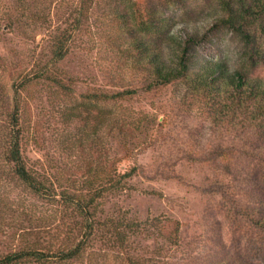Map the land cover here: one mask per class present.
<instances>
[{
    "label": "rangeland",
    "instance_id": "374dc122",
    "mask_svg": "<svg viewBox=\"0 0 264 264\" xmlns=\"http://www.w3.org/2000/svg\"><path fill=\"white\" fill-rule=\"evenodd\" d=\"M225 1L0 0V200L11 227L0 233V255L21 240L57 246L82 241L85 222L65 197L85 192L90 167L99 163L121 174L137 168L135 177L121 181L124 189L97 201L103 218L181 224L179 245L163 238L173 224L160 230L154 222L133 239L132 254L169 264H264V97L261 110L248 94L244 105L227 110L226 98H236L220 93L211 99L193 83L202 64L222 62L264 92V61L255 54L264 48V32L254 29L252 44L218 24ZM150 19L165 21L167 58L174 54L172 37L197 31L203 36L193 50L199 66L188 82L153 93L143 91L146 69L136 64L134 50L139 42L162 43V36L143 31L141 22ZM59 33L74 34L58 65L71 89L39 83L21 97V116L30 122L23 156L32 172L54 186L57 196L48 199L13 177L2 159V142L15 91L27 74L52 60V39ZM127 88L138 95L104 110L101 125L100 107L88 96ZM116 114L133 121L150 115L147 120L160 128L141 135L127 151L112 129ZM93 246L105 262L119 264L120 252L97 241Z\"/></svg>",
    "mask_w": 264,
    "mask_h": 264
},
{
    "label": "trees",
    "instance_id": "16d2710c",
    "mask_svg": "<svg viewBox=\"0 0 264 264\" xmlns=\"http://www.w3.org/2000/svg\"><path fill=\"white\" fill-rule=\"evenodd\" d=\"M89 0H81V4ZM92 1V0H90ZM224 16L219 18L218 24L229 27L241 34L245 40L254 43L255 31L260 29L264 32V0H226L223 6ZM31 16V15H30ZM38 17V16H37ZM35 15L30 18L34 20ZM143 31L147 34H158L162 36V43L147 41L139 42L134 50L138 54L139 65L145 67V84L143 91L147 93L157 92L166 89L176 83L188 82L199 66L198 56L193 52L194 47L203 41V36L197 31L194 34H188L182 38H171L173 45V56L167 54L162 44L165 43V37L169 34L165 21H155L150 19L141 22ZM71 36H65L62 33L56 34L52 39V60L49 63L41 64L38 68L27 74L22 80V88L15 91L13 99V114L10 121V128L7 136L3 139L2 159L5 163L11 165L13 177L17 178L36 196L52 199L57 196L54 186L48 184L46 179L36 172H32L27 166V162L22 152V140L27 132L30 122L21 116L24 105L23 91H31V88L42 83L51 85L58 89L69 91V86L65 85L61 78L58 65L70 52V45L73 42ZM256 51V50H255ZM256 56L264 61V48L258 49ZM253 82V81H252ZM194 89L199 92H205L211 99H215L220 93L226 94L225 105L227 110L237 109L245 103L242 97L250 95L258 103L263 100L264 92L251 81L245 80L240 72H231L222 62H213L201 66V71L194 80ZM138 95V89L127 88L126 90L109 93H95L88 96L98 107L99 122L103 125V119L106 115L104 110L109 106L113 108L121 107L122 102H131ZM259 105V106H258ZM262 102L257 104V109L261 110ZM103 107V108H101ZM71 116V115H70ZM114 116L112 129L123 142L124 148L133 145L141 135L150 131H158L157 126L152 121H148L150 115H143L139 120H129V116ZM147 122L145 123V121ZM145 120V121H143ZM92 179L86 183L83 191L76 194H70L65 197L66 205L70 206L72 211L81 217L85 222L86 232L82 241L71 246L54 244L44 245L40 241L27 242L19 241V245L0 255V264H110L105 262L106 256L94 251V242L106 246L109 250H116L119 258H116L119 264H169L156 259H145L140 255L132 254V241L134 238L148 232L147 228L154 222L161 227L166 224H173V231L170 234H164V240L168 243L179 245V233L181 224L179 221L154 219L153 221H138L123 215L118 218H103L97 201L103 198L104 193L117 192L124 189L122 180L133 178L137 174V168L119 173L118 168L114 167L107 170L101 164L96 167H90ZM5 204L0 200V233L4 229L11 228L10 222L4 217ZM23 243V244H22ZM103 262H100L99 260ZM107 261V260H106Z\"/></svg>",
    "mask_w": 264,
    "mask_h": 264
}]
</instances>
